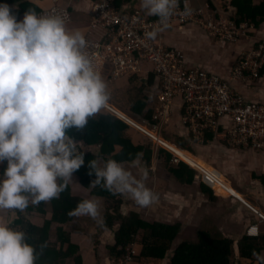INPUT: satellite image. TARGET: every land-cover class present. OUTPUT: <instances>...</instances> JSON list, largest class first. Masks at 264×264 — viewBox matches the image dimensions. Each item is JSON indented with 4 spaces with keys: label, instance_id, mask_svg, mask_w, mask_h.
Instances as JSON below:
<instances>
[{
    "label": "clouds",
    "instance_id": "obj_1",
    "mask_svg": "<svg viewBox=\"0 0 264 264\" xmlns=\"http://www.w3.org/2000/svg\"><path fill=\"white\" fill-rule=\"evenodd\" d=\"M178 4L179 0H140L141 8L158 18L146 38L155 39L169 26ZM190 12L185 2L183 14ZM109 101L110 92L88 52L83 29L67 28L59 14L38 15L31 9L17 19L9 4L0 0V163L6 161L0 171V210L23 212L29 203L58 197L84 162L68 130L83 129L90 117L108 108ZM134 164L138 175L111 157L102 164L93 159L88 162L94 173L89 184L102 183L141 207L149 206L157 194L145 179L154 165L139 159ZM68 215H87L103 223L100 203L92 198L79 200ZM9 224L0 219V264H35L38 253L25 231ZM247 233L258 235V227H249Z\"/></svg>",
    "mask_w": 264,
    "mask_h": 264
},
{
    "label": "crops",
    "instance_id": "obj_2",
    "mask_svg": "<svg viewBox=\"0 0 264 264\" xmlns=\"http://www.w3.org/2000/svg\"><path fill=\"white\" fill-rule=\"evenodd\" d=\"M95 1L23 0V2L38 8L39 13L53 5L68 9L71 14V21L65 24L66 27L69 29L81 28L84 30L85 37L92 40L100 37L99 33L91 28L92 9ZM188 1L194 8L202 7L210 2V0ZM261 1L254 0L255 4H259ZM115 3L123 11H136L139 9L149 17H156L155 15H149L145 9L141 8L140 0H115ZM233 6L235 9L232 8L230 12L236 15L237 9L234 4ZM11 7L18 8V4L11 5ZM22 17L19 19H22ZM263 39L264 22L258 27L255 25V29L248 34V37L233 44L222 43L213 39L203 28L193 23L186 24L183 27L175 23L172 27L165 29L162 34L165 45L184 53L188 67H200L209 73L218 74L223 79L230 81L232 87L248 101L264 104V73H261V77L257 80L253 79L248 82L231 81V72L239 55L251 49ZM101 76L110 92L108 105L129 117H131V114H139L132 110L129 96L136 95L139 89L142 88L145 98H149L152 96L149 93V87H154L159 82L157 74L150 65L145 66L142 77H139L133 83L128 77L115 82L112 81L109 78L108 70H105ZM144 77H148V80ZM174 103L170 117L162 125L161 136L168 142L184 149L190 155V159L199 163L225 185L224 187L217 186L203 175L197 179L198 172L196 169L186 163V168L195 172L194 180L192 183L182 182L167 168L163 156L160 155L163 148L137 129L132 128L131 132L134 134L137 143H143L144 145L151 143L154 150L151 163L140 160L144 165H154V169H150L148 172L145 184L157 194V199L152 203L154 218L156 217L157 220L148 221L172 225L180 223L178 225H181L182 229H186V227L194 229L197 236L198 232L201 231L214 233V235L233 242L235 253L232 259L236 264H249L250 262L251 264H261L264 259H258L257 255L254 256L253 261L252 258L242 257L239 252V243L244 237L254 238L252 242L260 249L258 254L264 256V146L258 150L233 148L216 139L215 133L212 132L208 133L207 141L203 144L195 143L182 120L184 112L182 98L177 97ZM223 121L229 123L230 118L228 116L224 117ZM172 165L179 170L181 164L173 163ZM125 167L130 168L134 174H139L138 166L134 163H129ZM221 188L224 190H221ZM123 196L122 210L125 214H129L132 210L126 213L125 205L132 204L134 200L129 198L127 194H123ZM149 206H146V208ZM4 211L0 210V213ZM0 219L7 221V218L1 215ZM253 225L258 227V235L249 236L247 230ZM100 229H102L98 233L100 243H103L105 239L109 240V244L116 243L114 231L105 227ZM103 229L105 232H103ZM106 230H109V234ZM81 236L82 234L74 236L73 241L80 246L84 263L95 264L96 251L92 247L85 248L87 245ZM109 244L106 245L107 253H103V251L100 254L96 253L97 257L106 259H102L104 260L101 261L102 264H112L113 262L108 250Z\"/></svg>",
    "mask_w": 264,
    "mask_h": 264
},
{
    "label": "built area",
    "instance_id": "obj_3",
    "mask_svg": "<svg viewBox=\"0 0 264 264\" xmlns=\"http://www.w3.org/2000/svg\"><path fill=\"white\" fill-rule=\"evenodd\" d=\"M185 2L191 9L188 15L183 14ZM232 8L235 9L233 0H210L199 8H194L188 0L179 1L177 10L170 17L169 26L159 31L155 39H148L145 32L156 25L158 18L149 17L139 9L123 11L117 7L115 0H96L91 28L100 37L96 40L86 38L88 52L101 75L108 70L109 78L114 82L132 74L142 77L145 66L150 65L159 79L154 87L148 89L157 104L152 118L135 114L136 118L127 116L129 119H125L113 107L108 106L107 109L169 151L174 164L186 162L198 171L197 179L203 175L223 187L225 184L211 172L199 163L189 161L190 155L184 149L161 136L162 125L170 117L176 98L181 97L184 111L182 120L195 143L203 144L207 141L208 133L212 132L216 139L230 147L258 150L264 146V104L248 101L232 87L230 81L218 74L200 67H188L184 53L165 45L162 34L175 23L181 27L193 23L213 39L222 43H237L248 37L255 24L238 21L236 15L230 12ZM39 14H59L65 24L71 21L69 10L57 5ZM262 69L264 39L239 55L231 72V81L257 80L261 77ZM144 78L148 80V77ZM227 116L229 123L222 122ZM137 254L134 249L126 257L113 260L112 264H137Z\"/></svg>",
    "mask_w": 264,
    "mask_h": 264
},
{
    "label": "trees",
    "instance_id": "obj_4",
    "mask_svg": "<svg viewBox=\"0 0 264 264\" xmlns=\"http://www.w3.org/2000/svg\"><path fill=\"white\" fill-rule=\"evenodd\" d=\"M4 2L10 7L18 4V8L11 7L17 19L23 16L25 10L28 9L39 13L38 8L23 0H4ZM233 4L237 9L236 19L238 21H251L256 27L264 22V0L259 4H255L254 0H233ZM261 73H264V69ZM139 77L137 74H132L128 79L133 83ZM129 97L134 112L144 117L154 115L157 109L156 100L152 97L145 98L142 88L136 95ZM132 128L122 118L107 109H102L101 112L88 119L83 129L68 130L76 141L78 151L83 154L84 161L78 169L73 171L72 178L84 189L90 190L91 197L101 200L100 212L103 223L97 224L87 215H68L69 210L74 208L79 200L85 198L73 195L68 182L58 197L46 202L41 201L36 205L29 203L23 212L15 210L16 218L9 226L25 231L27 242L32 244L38 253L35 264H85L81 248L73 241V237L85 233L93 225L97 229L105 227L114 231L116 243L108 245L114 261L132 253L139 244L142 249L141 251L136 249L137 264H163L171 252L174 255L170 264H236L232 259L235 253L232 241L201 231L198 232L197 242L186 239L176 247L175 242L182 232L181 225L149 222L137 211L125 214L122 210L123 194L109 191L102 186V183L95 186L89 184L94 179V173H90L88 162L93 159H96L98 164H102L104 160L111 157L122 162L124 166L134 163L137 159L151 163L154 155L153 146L151 143L149 145L138 144L139 142L137 143L131 132ZM160 155L163 156L167 168L182 182H193L195 172L187 169L185 163H181L177 170L172 165L173 155L169 151L163 148ZM2 164L1 171L6 166V161ZM221 190L224 189L221 188ZM34 212L42 216L51 212V216L45 219L43 225H39L33 221L32 213ZM253 239L244 237L239 243L240 255L252 258V261L260 251L259 247L252 242ZM42 243H46L43 248L40 247ZM99 244L100 241L96 237L95 245ZM96 264H102L101 260L99 259Z\"/></svg>",
    "mask_w": 264,
    "mask_h": 264
},
{
    "label": "rangeland",
    "instance_id": "obj_5",
    "mask_svg": "<svg viewBox=\"0 0 264 264\" xmlns=\"http://www.w3.org/2000/svg\"><path fill=\"white\" fill-rule=\"evenodd\" d=\"M133 118H136V116L134 114L130 115ZM150 139V138H149ZM221 141V140H220ZM101 164V163H100ZM2 163L0 164V171H1V167H2ZM68 184L71 187L72 193L73 195H77V196H82L85 198H92V199H96L95 197H91L90 195V190H86L84 189L79 183H77V181H75L73 178L68 180ZM97 201H99L100 203V208L102 207V202L101 200L96 199ZM104 203V202H103ZM153 208V204L149 207H141L139 205H137L135 202H133L132 204H128L125 205V212L129 213L131 210H136L138 212H141V215L144 217V219H147L149 221H153L154 219H156V217L154 218V213L152 211ZM25 213V212H24ZM103 214V212H102ZM1 216L7 218V221H10V224H12L13 220L16 218V211L15 210H5L4 212L0 213ZM32 215L34 216V221L36 223H38L39 225H43L45 219H49L51 216V212H49L47 215L42 216L40 214H38L37 212L32 213ZM157 220V219H156ZM9 224V225H10ZM180 223H177V225ZM97 229V228H96ZM95 229V225L90 226L87 231L85 233L82 234L81 238L83 241H85L84 243L87 245L85 248L87 247H92L95 249L96 253L98 252V254H100L102 251L103 253H107V244H109V240L105 239V241L102 243H100V245H95L96 244V237L98 238L97 234L99 232H101L102 229ZM109 230H106V232H108ZM103 232H105V230L103 229ZM109 234V232H108ZM107 234V235H108ZM214 235V233H212ZM105 237V236H104ZM197 235L195 234L194 229H191L189 227H186V229H182L181 235L179 236V238L177 239V241L175 242L176 247L183 242L184 240H191L194 242H197ZM99 240V239H98ZM103 240V239H102ZM100 241V240H99ZM96 246V247H95ZM136 247L141 251L142 246L137 244ZM174 251V250H173ZM95 253V261L96 263L98 262V260L100 259L101 261H104L102 259H105L102 257V259L98 256H96ZM174 255L173 252L170 253V255H168L166 261L163 264H170V261L172 259V256ZM94 260V259H93ZM106 260V259H105ZM95 263V264H96ZM247 264V263H246Z\"/></svg>",
    "mask_w": 264,
    "mask_h": 264
},
{
    "label": "bare ground",
    "instance_id": "obj_6",
    "mask_svg": "<svg viewBox=\"0 0 264 264\" xmlns=\"http://www.w3.org/2000/svg\"><path fill=\"white\" fill-rule=\"evenodd\" d=\"M119 114H122V115L124 116L125 119H129V117H127L126 114H124V113H119ZM186 156H187V155H186ZM187 158H188V157H187ZM188 159H189V161H191V162L193 161V160L190 159V158H188ZM193 162H195V161H193ZM193 162H192V163H193ZM228 189H229V188H228Z\"/></svg>",
    "mask_w": 264,
    "mask_h": 264
},
{
    "label": "water",
    "instance_id": "obj_7",
    "mask_svg": "<svg viewBox=\"0 0 264 264\" xmlns=\"http://www.w3.org/2000/svg\"><path fill=\"white\" fill-rule=\"evenodd\" d=\"M109 106V105H108ZM121 113V112H118V114ZM122 115V114H121Z\"/></svg>",
    "mask_w": 264,
    "mask_h": 264
}]
</instances>
